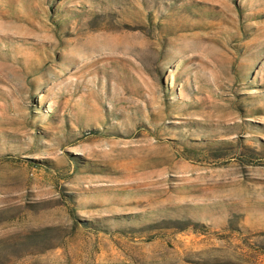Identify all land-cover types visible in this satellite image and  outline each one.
I'll use <instances>...</instances> for the list:
<instances>
[{
	"label": "rangeland",
	"instance_id": "obj_1",
	"mask_svg": "<svg viewBox=\"0 0 264 264\" xmlns=\"http://www.w3.org/2000/svg\"><path fill=\"white\" fill-rule=\"evenodd\" d=\"M0 264H264V0H0Z\"/></svg>",
	"mask_w": 264,
	"mask_h": 264
}]
</instances>
